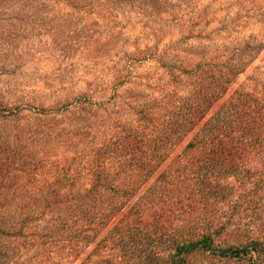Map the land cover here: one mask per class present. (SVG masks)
<instances>
[{"label": "trees", "instance_id": "16d2710c", "mask_svg": "<svg viewBox=\"0 0 264 264\" xmlns=\"http://www.w3.org/2000/svg\"><path fill=\"white\" fill-rule=\"evenodd\" d=\"M223 47L158 90L115 69L105 99L0 104V264H264V85H236L260 45Z\"/></svg>", "mask_w": 264, "mask_h": 264}, {"label": "rangeland", "instance_id": "374dc122", "mask_svg": "<svg viewBox=\"0 0 264 264\" xmlns=\"http://www.w3.org/2000/svg\"><path fill=\"white\" fill-rule=\"evenodd\" d=\"M247 42L260 47L236 85L250 75L264 85V0H0V104L61 109L77 95L105 99L115 69L126 79L121 91L130 81L158 90L162 61ZM138 53L147 58L130 63Z\"/></svg>", "mask_w": 264, "mask_h": 264}]
</instances>
